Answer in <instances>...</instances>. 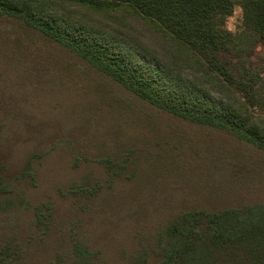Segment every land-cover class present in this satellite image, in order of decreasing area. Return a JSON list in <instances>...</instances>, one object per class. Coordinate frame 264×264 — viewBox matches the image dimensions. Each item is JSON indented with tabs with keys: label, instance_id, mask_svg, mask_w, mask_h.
<instances>
[{
	"label": "rangeland",
	"instance_id": "1",
	"mask_svg": "<svg viewBox=\"0 0 264 264\" xmlns=\"http://www.w3.org/2000/svg\"><path fill=\"white\" fill-rule=\"evenodd\" d=\"M62 5L66 15L105 26L118 38L148 44L152 36L125 11L109 17ZM242 13L237 5L227 17L229 30L239 29ZM260 50L256 59L264 62ZM28 162L30 175L23 176ZM0 174L12 189L0 194V239L22 243L18 264L59 257L61 264H82L76 255L66 257L72 235L98 251L92 264H131L184 210L264 198V151L154 107L70 49L2 14ZM82 188L97 190L87 199ZM46 203L52 222L41 240L35 208ZM155 263L153 255L149 264Z\"/></svg>",
	"mask_w": 264,
	"mask_h": 264
},
{
	"label": "trees",
	"instance_id": "2",
	"mask_svg": "<svg viewBox=\"0 0 264 264\" xmlns=\"http://www.w3.org/2000/svg\"><path fill=\"white\" fill-rule=\"evenodd\" d=\"M66 1L109 17L125 11L147 24L152 36L148 44L123 33L127 38H118L105 26L66 15ZM237 5L243 13L233 32L225 24ZM0 14L22 20L154 107L264 151V62L256 59L264 51V0H0ZM29 168L30 162L23 176ZM10 184L0 174V194L10 193ZM82 190L89 199L97 189ZM50 210L49 203L35 208L41 240L52 222ZM78 239L72 235L66 257L92 264L98 251ZM24 250L15 239H0V264H18ZM153 255L155 264H264V198L174 215L131 264H149Z\"/></svg>",
	"mask_w": 264,
	"mask_h": 264
}]
</instances>
